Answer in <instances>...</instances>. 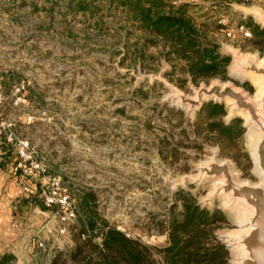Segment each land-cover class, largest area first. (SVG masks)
Segmentation results:
<instances>
[{
    "label": "rangeland",
    "instance_id": "374dc122",
    "mask_svg": "<svg viewBox=\"0 0 264 264\" xmlns=\"http://www.w3.org/2000/svg\"><path fill=\"white\" fill-rule=\"evenodd\" d=\"M132 1L0 0V120L15 124L16 138L29 142V152L46 169L30 180L34 193L22 194L19 182L10 177L18 150L0 135V169L10 175L6 176L10 183L17 182L9 201L8 229L17 235L31 231L30 246L36 240L45 244L44 249L35 245L24 264H79L71 259L78 235L100 247L103 243L99 230L85 228L80 221V197L91 195L102 220L99 226L103 222L151 248L154 264H165L158 250L169 240L172 207L176 194L183 191L203 208L224 212L228 223L217 232V239L229 250L227 264H241L238 208L226 205V196L217 193L222 178L199 174L216 157L229 164L239 183L262 185L252 156L253 135L247 119L232 113L228 101L203 98L204 105L224 104L228 114L223 121L242 119L245 129L241 139L224 149L211 144L196 131L197 114L204 106L194 104L202 89L215 84L233 86L250 101L255 99L258 86L236 76L235 70L247 59H264V50L253 43L250 29L252 37L229 38L220 21L232 27L252 23L264 30V0L181 3L198 25L209 30L221 52L232 58L228 80L188 84L185 89L164 76L170 70L164 58L156 64L157 72L133 67L130 48L142 34L129 22L123 6ZM160 51L149 47V54ZM140 87L147 92L144 98L135 91ZM49 176L61 178L77 207V218L65 236L48 233L44 227L56 212L40 197L51 187ZM15 201H20L17 209Z\"/></svg>",
    "mask_w": 264,
    "mask_h": 264
},
{
    "label": "trees",
    "instance_id": "16d2710c",
    "mask_svg": "<svg viewBox=\"0 0 264 264\" xmlns=\"http://www.w3.org/2000/svg\"><path fill=\"white\" fill-rule=\"evenodd\" d=\"M78 5L83 8L82 3ZM123 6L127 8L129 22L142 34L130 48L133 67L157 72L159 66L156 64L162 63L160 61L164 58L170 64V70L164 76L182 89L188 84L200 86L214 79L228 80L232 58L221 52L220 44L209 36L205 26L194 21L186 5L175 6L171 0H133ZM245 26L255 35L253 43L264 50V30L252 23ZM151 46L161 48L158 55L149 54ZM177 74L182 77L176 78ZM245 87L249 88L247 84ZM135 91L142 98L147 95L143 87ZM227 114L224 104H205L197 114V133L222 149L226 144L241 139L245 133L243 120L234 119L231 124H226L223 119ZM94 203V196L80 197V221L85 228L100 231L102 246L92 243V240L82 241L78 235L71 259L79 264H154L151 248L140 245L103 222L99 226L102 220ZM227 223L222 210L203 208L191 194L180 191L172 207L169 240L158 251L165 264H227L229 250L217 239V232ZM80 233L85 234L86 230L82 229ZM16 261L12 254L0 255V264H15Z\"/></svg>",
    "mask_w": 264,
    "mask_h": 264
},
{
    "label": "water",
    "instance_id": "95a60500",
    "mask_svg": "<svg viewBox=\"0 0 264 264\" xmlns=\"http://www.w3.org/2000/svg\"><path fill=\"white\" fill-rule=\"evenodd\" d=\"M240 70L256 73L264 76V66L260 67L257 60L247 59L238 67ZM215 84L209 89L201 90V99L194 105L203 107V98L215 99L223 102L226 97L234 100L237 109L248 112L250 118L260 127L261 137L257 146V157L259 165L264 173V120L258 114L253 102H251L243 92L230 85ZM217 96V98H214ZM262 111L264 113V94L262 97ZM254 160V159H253ZM199 176L213 179L222 178L217 193H222L232 199L234 204H243L252 211L249 218L251 230L245 234L238 233V244L242 251H246L247 258L241 264H264V187L250 184H240L232 172L228 163H222L218 158H214L212 163L201 168Z\"/></svg>",
    "mask_w": 264,
    "mask_h": 264
},
{
    "label": "built area",
    "instance_id": "2783aa9c",
    "mask_svg": "<svg viewBox=\"0 0 264 264\" xmlns=\"http://www.w3.org/2000/svg\"><path fill=\"white\" fill-rule=\"evenodd\" d=\"M185 0H171L172 4L178 5ZM198 1V0H190ZM233 1L241 4H249L254 0H223ZM220 23L225 29V33L229 38H234L237 34H242L245 37H252V32L244 25H238L235 27L228 26L226 20H221ZM22 89H18L19 94ZM3 99V93L0 86V100ZM22 98L18 96L17 102ZM15 124L11 121L1 119L0 120V135H4L5 138L15 144L19 158L17 164L13 167V173L19 176V186L22 194L30 196L34 193L33 186L30 183L32 178H36L39 175L45 174L46 169L42 162H39L29 152V142L27 140H18L14 133ZM51 187L48 186L47 190H43L40 197L43 204L51 210H56L53 213L51 220L44 226L48 233H57L59 236L67 235L68 228L77 218V207L75 202L70 198L67 190L63 188L60 177L49 176L47 179ZM20 201H15L14 208L17 209ZM14 227H18V222L13 223ZM37 246L44 249L45 244L42 240L37 241Z\"/></svg>",
    "mask_w": 264,
    "mask_h": 264
},
{
    "label": "crops",
    "instance_id": "0c3cea01",
    "mask_svg": "<svg viewBox=\"0 0 264 264\" xmlns=\"http://www.w3.org/2000/svg\"><path fill=\"white\" fill-rule=\"evenodd\" d=\"M1 155V152H0ZM0 157V161H1ZM7 173L3 172V169H0V254L4 255L6 253L14 254L18 259L15 264H24L25 260L30 259V253H33L35 245L37 246V241H33V245L30 246L31 239V231L26 230V235H17L15 232L9 230V221L11 220V210H10V197L15 196L17 188L15 185L17 182L10 183L9 177ZM10 177H14L17 181H19V176L13 175ZM14 179V181H15ZM10 180V181H8ZM37 209H35L36 211ZM40 211V210H39ZM38 211V212H39ZM23 215H26L25 213ZM28 215V213H27ZM27 217V216H26ZM21 226H23L21 224ZM30 226H28L29 228ZM39 235V234H38ZM37 235V236H38ZM35 259L36 254L32 255Z\"/></svg>",
    "mask_w": 264,
    "mask_h": 264
},
{
    "label": "bare ground",
    "instance_id": "6f19581e",
    "mask_svg": "<svg viewBox=\"0 0 264 264\" xmlns=\"http://www.w3.org/2000/svg\"><path fill=\"white\" fill-rule=\"evenodd\" d=\"M258 65L260 67H263L264 66V59H259ZM235 75L238 77H241L243 79H249V80L253 81L258 86V92L256 94V97L254 100L252 99L251 102H253V104L255 105V107L257 109L258 114L261 115L262 119L264 120V113L262 111V105H261L262 104V97L264 94V76L258 75L256 73L248 72L246 70H240L238 68L235 70ZM224 87H225V85H223L222 88H224ZM214 98H217V96H214ZM224 100L228 101L231 104L232 113H241L247 119L249 130L252 132V135H253L252 136V138H253L252 156L254 159V165H255V168H256L258 175L260 176V178L263 182L262 185H258V186L264 187V173H263V171L259 165V161H258V157H257V146H258V143H259L260 137H261L260 127L255 122L252 121L248 112H243L241 109H237V106H236L233 99L226 97ZM240 184L242 185V183H240ZM225 204L231 208H236V207L238 208L237 210L239 211L241 218H242V222H241L242 223V229L239 230L238 233L241 232V234L242 233L245 234L246 232L250 231L252 227L249 223V218H246L245 215L250 216L252 213L251 209L249 207L243 206V204H239V206L237 204L235 205L234 202L232 201V199H230L228 197H226ZM242 254H243L242 261H244L247 258L246 251L245 250L242 251Z\"/></svg>",
    "mask_w": 264,
    "mask_h": 264
}]
</instances>
